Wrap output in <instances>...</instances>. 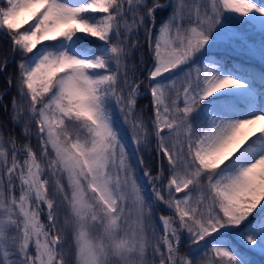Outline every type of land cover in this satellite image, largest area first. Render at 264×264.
Wrapping results in <instances>:
<instances>
[{
    "label": "snow or ice",
    "instance_id": "6c2138e0",
    "mask_svg": "<svg viewBox=\"0 0 264 264\" xmlns=\"http://www.w3.org/2000/svg\"><path fill=\"white\" fill-rule=\"evenodd\" d=\"M158 10L168 16L154 36ZM141 31L149 117L130 63ZM0 33L19 57L12 115L26 137L0 131V264H253L264 254V124L251 128L264 122V69L219 52L264 63V0H0ZM153 148L155 175L137 155Z\"/></svg>",
    "mask_w": 264,
    "mask_h": 264
},
{
    "label": "trees",
    "instance_id": "16d2710c",
    "mask_svg": "<svg viewBox=\"0 0 264 264\" xmlns=\"http://www.w3.org/2000/svg\"><path fill=\"white\" fill-rule=\"evenodd\" d=\"M151 2V0H149ZM161 3H166V0H161ZM168 10H158L156 12V28L153 29V35H155L158 26L167 19ZM25 20V19H24ZM23 22V20H22ZM28 25H25L27 27ZM24 29L22 28L21 31ZM139 40L141 42V47L137 50H133L132 59L130 63L137 65V76L140 80H143L144 83L141 85V95L137 99V111L143 110V114L145 117H149L153 115L152 109V98L150 95H147V90L149 88V82L146 79L148 69L151 67L152 60L149 54L148 45L144 42V33L143 31L139 34ZM39 47V46H38ZM221 55L229 63H235L236 66H240L242 64L249 65L248 70L253 72H258L261 69H264V64L253 59L251 57H245L241 54L231 53V52H223L219 51ZM7 57L9 63L7 64V68L5 71L0 72V93H5L3 95L2 101H0V131H2L7 138L8 136H15L17 141L21 144L25 142L26 137L23 132V122L21 123H14L13 122V115H12V102L13 98H19V92L16 85V78L19 75L18 68H17V61L19 57H13L11 55V41L8 36L0 33V58ZM12 76L13 84L12 87L9 88L7 78L8 76ZM114 118L119 122L120 125H123V121L120 118V113L116 111L114 113ZM262 126V125H261ZM260 126V127H261ZM33 133H35L36 125L33 123L30 125ZM126 128V126H124ZM31 143L36 148L37 141L35 135H33L31 139ZM155 144V140L152 141ZM129 150H132L131 144L128 145ZM137 155H142L147 162V166L151 169L152 174L155 175L157 168H158V157L156 155L155 149L153 148L151 153L144 152L143 150L138 153ZM131 163L134 168H136L137 172H141V169L137 166V161L135 157L131 158ZM157 215L163 214L164 216L171 215V212L165 208L163 205H158L154 209ZM42 221L47 223V219L45 215H41ZM160 224V221L157 219ZM161 226V225H160ZM69 252V258L72 259L74 256V250L72 248H67ZM181 253L187 252V241H182L180 247ZM251 259L255 261L256 264H264V254H260L258 252L252 254Z\"/></svg>",
    "mask_w": 264,
    "mask_h": 264
},
{
    "label": "rangeland",
    "instance_id": "374dc122",
    "mask_svg": "<svg viewBox=\"0 0 264 264\" xmlns=\"http://www.w3.org/2000/svg\"><path fill=\"white\" fill-rule=\"evenodd\" d=\"M30 15H31L30 13H24V14H22L21 22H22V20H24V19H28V18L30 17ZM159 26H160V25H159ZM159 26H158V28H159ZM157 30H158V29H157ZM155 34H156V33H155ZM154 36H155V35H154ZM259 41H260V37H259V36H253V37H252V42L249 43V47H251V48H255V47H257L258 44H259ZM219 51H223V52L226 51V52H231V53H236V54H241V55H243L239 49H237L236 51L223 50V49H221V50H219ZM249 57H251V56H249ZM251 58L256 59L257 61L261 62V61H260V58H259V56H258V54L255 55L254 57H251ZM261 63H262V62H261ZM263 64H264V63H263ZM166 75H167V74H166ZM21 122H23V121H21ZM262 124H264V122H258L256 125L251 126V128H252V130H255V129L259 128ZM138 173H139V172H138ZM149 189H150V185H145V191L148 192ZM180 195H183V193H181ZM155 225H156L157 229L162 233L163 229H162V227L160 226V224H159V222L157 221V219L155 220ZM210 255H211V254H210ZM253 264H256L255 261H253Z\"/></svg>",
    "mask_w": 264,
    "mask_h": 264
}]
</instances>
